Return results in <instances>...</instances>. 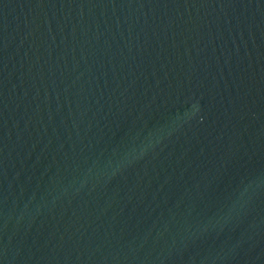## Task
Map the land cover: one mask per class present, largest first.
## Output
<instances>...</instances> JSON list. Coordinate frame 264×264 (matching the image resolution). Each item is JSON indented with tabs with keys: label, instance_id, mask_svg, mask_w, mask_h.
<instances>
[{
	"label": "water",
	"instance_id": "1",
	"mask_svg": "<svg viewBox=\"0 0 264 264\" xmlns=\"http://www.w3.org/2000/svg\"><path fill=\"white\" fill-rule=\"evenodd\" d=\"M0 264H264V0H0Z\"/></svg>",
	"mask_w": 264,
	"mask_h": 264
},
{
	"label": "clouds",
	"instance_id": "2",
	"mask_svg": "<svg viewBox=\"0 0 264 264\" xmlns=\"http://www.w3.org/2000/svg\"><path fill=\"white\" fill-rule=\"evenodd\" d=\"M193 108L196 109V105H193ZM198 110V109H197ZM192 115H195V111L192 113Z\"/></svg>",
	"mask_w": 264,
	"mask_h": 264
}]
</instances>
